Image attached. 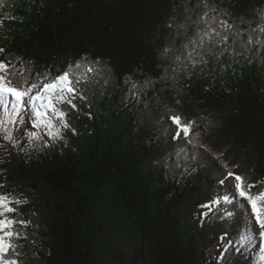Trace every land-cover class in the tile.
<instances>
[{
    "label": "trees",
    "instance_id": "trees-1",
    "mask_svg": "<svg viewBox=\"0 0 264 264\" xmlns=\"http://www.w3.org/2000/svg\"><path fill=\"white\" fill-rule=\"evenodd\" d=\"M0 21V59L88 81L75 108L57 105L62 139L27 116L5 125L15 145L0 131V193L24 201L13 215L29 222L8 258L264 264V242L240 240L251 208L225 178L264 191V0H0ZM210 28L228 35L223 55L192 67L182 45ZM172 115L195 121L190 135L173 138Z\"/></svg>",
    "mask_w": 264,
    "mask_h": 264
},
{
    "label": "snow or ice",
    "instance_id": "snow-or-ice-1",
    "mask_svg": "<svg viewBox=\"0 0 264 264\" xmlns=\"http://www.w3.org/2000/svg\"><path fill=\"white\" fill-rule=\"evenodd\" d=\"M207 16V13L204 14ZM220 26L228 29L231 26L227 21L221 20ZM2 26V21H0ZM180 27H184L180 25ZM259 31L264 33V27H260ZM197 39H189L188 43L182 45L183 49L191 50L182 52L181 55L185 56V59L196 67L198 64L207 65L208 59H205L207 55L209 59L218 58L219 55H223V51H217V46L223 44L228 40L227 34H221L215 28H210V31H204L202 34H197ZM250 39V38H249ZM206 49V51H205ZM168 49L165 50L167 53ZM5 49L0 48V53H4ZM180 59L179 56L176 57ZM72 66L69 65V68ZM80 67L79 64L76 65ZM94 69L89 67L87 72H92ZM16 76L22 77L20 81H16ZM35 76L32 80L31 77ZM88 81L82 77H73L70 71H63L51 75L49 73H31L22 66L21 61L13 63L8 59H0V131L4 132V139L12 142L14 145L17 142V137L13 136V128L5 126L16 125L27 116L30 120V124L33 128L42 129L52 139H62L61 129L67 128L68 124L65 122L66 113L57 105L68 103L71 107L75 108L73 99L77 93L79 84H86ZM149 82H146V85ZM132 88L136 87V84L131 85ZM83 99V95L81 94ZM7 116L5 121L3 118ZM55 118V122H54ZM172 122L176 125V131L174 133V139H179L181 133L184 136H188L191 133V129L195 124L194 120H185L179 115L170 116ZM58 125V126H57ZM29 140L40 139V135L37 132L24 133ZM234 177L236 184L235 189L239 199L247 200L248 205L251 208V218L248 221V226L243 234L240 235L241 242L251 243L253 239L257 237L264 242V191L253 193L251 189L255 187L254 184L247 183L245 178L235 174L231 170H228L225 174V178ZM221 185L224 184V179L219 180ZM3 187V185H0ZM223 199L226 202H233L237 197H229L225 195ZM218 203V200L213 201ZM24 203L19 199H13L10 194L0 193V264H19L17 259L8 258L9 253L14 256H18L16 251L20 245L14 241L27 239V236H21L20 232L16 230V226L26 228L28 221L23 219H16L15 215H20L17 208L13 207V204L20 205ZM244 208V205H240ZM247 211V209H245ZM231 215V214H230ZM254 219L258 226L257 233H253L251 230V222ZM239 251V249H237ZM223 259V257H220ZM259 260L264 262V246L259 249Z\"/></svg>",
    "mask_w": 264,
    "mask_h": 264
},
{
    "label": "rangeland",
    "instance_id": "rangeland-1",
    "mask_svg": "<svg viewBox=\"0 0 264 264\" xmlns=\"http://www.w3.org/2000/svg\"><path fill=\"white\" fill-rule=\"evenodd\" d=\"M230 182H231L233 185L236 184L235 180L232 179V178H230ZM259 191H262V188H260ZM234 194H237V191H236V190L234 191ZM254 230H255V232L257 233V231H258V226H257L256 223L254 224Z\"/></svg>",
    "mask_w": 264,
    "mask_h": 264
}]
</instances>
